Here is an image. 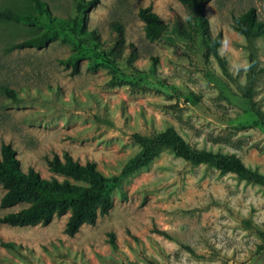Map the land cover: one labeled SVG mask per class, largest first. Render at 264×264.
Instances as JSON below:
<instances>
[{
	"label": "rangeland",
	"instance_id": "1",
	"mask_svg": "<svg viewBox=\"0 0 264 264\" xmlns=\"http://www.w3.org/2000/svg\"><path fill=\"white\" fill-rule=\"evenodd\" d=\"M43 1L80 26L54 28L41 49L8 52L48 21L43 15L33 24L0 22V147L11 145L23 171L45 178L62 179L46 158L67 152L82 163L94 160L104 176L120 181L109 191V213L74 236L65 233L68 212L47 225L0 223V242L20 246L0 245V264H264L263 185L193 164L169 148L123 175L141 149L132 135L167 128L192 148L235 155L264 174V36L247 39L232 23L251 7L264 21V0L206 3L211 32L222 34L225 69L201 35L190 42L179 36L176 20L188 17L179 0H97L94 7L88 0ZM146 6L168 23L160 40L145 37L137 12ZM2 9L35 11L27 0H0ZM113 23L122 25L134 54L112 55ZM190 93L200 102L190 101ZM4 192L0 184V198ZM24 206L0 207V216Z\"/></svg>",
	"mask_w": 264,
	"mask_h": 264
},
{
	"label": "trees",
	"instance_id": "2",
	"mask_svg": "<svg viewBox=\"0 0 264 264\" xmlns=\"http://www.w3.org/2000/svg\"><path fill=\"white\" fill-rule=\"evenodd\" d=\"M35 11H17L13 9L0 10V22L5 23H36L40 16H45L48 27L39 29L35 34L13 43L7 51L14 49L46 47L54 38V28L76 31L80 22L77 17H58L52 14L43 0H27ZM188 12L187 19L177 18L179 36L186 41H192L197 34L201 35L206 50L215 56L222 68L225 60L219 56L222 45V34H213L207 18L205 5L210 0H179ZM94 7L97 0H88ZM138 17L144 23V34L149 41L160 40L168 32L169 26L151 6L140 7ZM233 28L247 39L264 36V21L258 19L256 9L251 7L241 14L232 16ZM112 32L118 37L112 48V55L121 58L127 51L135 53L131 43H125L123 27L120 23L112 24ZM94 34V31L90 30ZM253 63V59H251ZM72 72L78 71L75 64ZM3 93L16 99V92L7 87ZM188 99L194 103L201 100L200 95L190 93ZM141 146L140 151L132 157L123 171L130 174L146 166L160 150L169 148L178 156L193 164L205 163L218 168L221 172H234L242 179L264 186V174L246 167L235 155L215 153L208 150L192 148L174 129L167 128L150 136L135 133L131 137ZM48 169L55 175L42 177L33 168L23 171L16 151L9 144L0 147V184L5 190L0 198V207H10L24 202L26 206L0 216V223L11 226L47 225L53 217L69 213L65 224V233L74 236L84 224H95L98 216L106 215L112 207L109 191L118 185L120 177H106L98 169L94 160L82 163L64 152L63 157L53 155L46 158ZM264 240V227L259 231ZM109 243L115 246L113 233L109 234ZM0 245L7 249L20 247L13 241H1ZM261 246H264V242Z\"/></svg>",
	"mask_w": 264,
	"mask_h": 264
}]
</instances>
